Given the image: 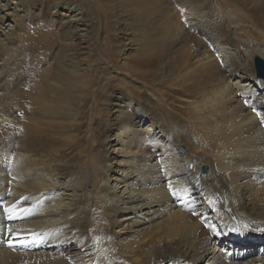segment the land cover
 Returning a JSON list of instances; mask_svg holds the SVG:
<instances>
[{
  "label": "bare ground",
  "instance_id": "1",
  "mask_svg": "<svg viewBox=\"0 0 264 264\" xmlns=\"http://www.w3.org/2000/svg\"><path fill=\"white\" fill-rule=\"evenodd\" d=\"M12 1L0 0V47L30 0ZM51 6L57 26L37 42L54 65L24 90L0 64V264H264V0ZM100 16L129 34L120 82L139 92L115 119L99 106L125 96L81 58Z\"/></svg>",
  "mask_w": 264,
  "mask_h": 264
},
{
  "label": "rangeland",
  "instance_id": "2",
  "mask_svg": "<svg viewBox=\"0 0 264 264\" xmlns=\"http://www.w3.org/2000/svg\"><path fill=\"white\" fill-rule=\"evenodd\" d=\"M16 1H18V0H13L12 1L13 3H11V5L15 6L14 4ZM35 1L36 0H30L29 2L22 4V7H21L22 10L17 12V14H19L20 16H22V15L24 16V17H22V24L16 29V31L14 32L15 36L11 40H9L7 38L2 39L3 44L0 47L1 48L0 49V56L1 57L3 56L2 58H0V64L2 62H4L7 66H13V67L15 66L14 68H15L16 73L17 74L21 73L22 74L21 77H23V78L25 77L24 79L19 77V78H21L20 83L22 85H24L23 86L24 90H28V88L30 86L35 85V83L37 82L35 80H37V77H38L37 74L39 73V69H37L38 64H39L40 68L42 69V68H49L50 66L52 67L55 63V57L53 55L55 52V50H54L55 47L53 46L52 48L48 49L47 42L39 44L37 42V39L39 38L40 32H46L48 30H52L57 26L56 20L59 18V16H58L59 14L52 15L53 9L51 6V0H37V3H38L37 6H35V4H34ZM61 11H62V9H61ZM57 12L58 11H56L55 13H57ZM100 20H101V22L99 21V23H100V26L102 27V29L100 31V36L98 37L99 41L97 40V41H95V43H93V45L91 46V50H90L89 55L83 54V55H81V58L88 60V61H91V59H92V62H94L96 64L97 73H98L99 77L101 78V80L104 82V85L106 87H108V89H111V86H113V85H115L116 87L118 86L117 87L118 92H120L121 94H123L125 96L124 99H120V100L116 99L115 97L110 98L109 100L116 99L118 101V102H115L114 104L111 101L107 102L108 101V98H107V100L105 99V101L102 102L99 106V108H100L99 109L100 110L99 116L101 117L99 119L106 118L105 116H107V118L109 117L110 119H115L117 112L119 110H123L124 112L133 114V112H134L133 108H131V110L129 109L130 112H128L127 109L129 107L130 101H132V99L135 98L133 95L139 94V92L138 91L133 92V90H131L130 85L128 86L127 83H124V81L120 82V80L122 81V78H124L123 76H124V71H125L124 69H126V64H122L121 59L123 57H120L119 54L117 53V50H115V49L119 45L118 43H122L124 41H126L127 43L130 42L129 40H126V37H128L129 34L127 35L126 32H120V31L116 32L115 29H111L109 26L110 25V19L109 18L100 16ZM92 23L96 24L97 21L93 20ZM114 30L116 33L114 32ZM128 33H130V30L128 31ZM18 34H19V36H18ZM121 37H122V39H121ZM6 47H8V48H6ZM134 53L131 52V57L127 58L126 61L130 62L129 60H131V63H133V59H135ZM82 56H84V57H82ZM24 62L26 65L24 64ZM16 63H18V65ZM21 64H24L21 67L22 69L20 68ZM115 64H116V66H115ZM120 65H122V66H120ZM112 67H113V69H111ZM108 70H110V72ZM0 71H2V70H0ZM2 80L0 78V83H2ZM27 80H28V82H27ZM174 82L176 83L177 81H174ZM27 83H28V86H26ZM114 96H116V93L114 94ZM103 98H105V97H103ZM114 109L118 110V111H115ZM22 112H23V110L21 108L16 109L15 110V116L17 115L18 118L22 117ZM135 117H136V119L138 118L136 115H135ZM166 119L169 120L168 117H166ZM149 122L150 121L147 120V121H145V124L147 125ZM87 126H88V123L85 120L82 123V127L84 130V131L82 130V134H83V137H85L82 139V141H84V142L87 139L86 136L89 135V133L86 132ZM170 126H171V124H170ZM90 127H91V124H89L88 129ZM13 139L15 141V144H18L19 141L22 139V133L14 135ZM97 140H98V138H97ZM96 146H97V148L100 147L99 145H96ZM101 147H102V144H101ZM97 148H95V149H97ZM107 150H108V156H107L108 161H107V163H109V164L113 163V166H115L116 165L114 162L115 153H111L112 148L107 147ZM124 214H126V213H124ZM118 229H119L118 227H115L114 231H116ZM258 232L259 231L255 230L253 233H251L249 235H245L248 237V238H246V240L259 236V235H257ZM234 233H236V232L234 231ZM261 233L263 235L264 230ZM243 238H244V236H242L241 239H243Z\"/></svg>",
  "mask_w": 264,
  "mask_h": 264
},
{
  "label": "water",
  "instance_id": "3",
  "mask_svg": "<svg viewBox=\"0 0 264 264\" xmlns=\"http://www.w3.org/2000/svg\"><path fill=\"white\" fill-rule=\"evenodd\" d=\"M254 60L258 76L264 78V61L259 57H256Z\"/></svg>",
  "mask_w": 264,
  "mask_h": 264
},
{
  "label": "snow or ice",
  "instance_id": "4",
  "mask_svg": "<svg viewBox=\"0 0 264 264\" xmlns=\"http://www.w3.org/2000/svg\"><path fill=\"white\" fill-rule=\"evenodd\" d=\"M169 189H170L172 195H176V192L173 189V186H172L171 182H169ZM11 218H13V217L10 215L9 219H11ZM9 231H11V230H9Z\"/></svg>",
  "mask_w": 264,
  "mask_h": 264
}]
</instances>
